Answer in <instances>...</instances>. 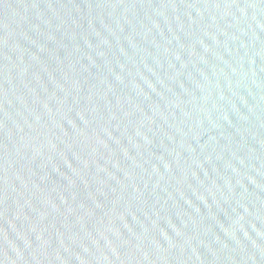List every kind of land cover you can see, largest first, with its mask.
I'll return each mask as SVG.
<instances>
[{
    "label": "water",
    "instance_id": "obj_1",
    "mask_svg": "<svg viewBox=\"0 0 264 264\" xmlns=\"http://www.w3.org/2000/svg\"><path fill=\"white\" fill-rule=\"evenodd\" d=\"M0 264H264V0H0Z\"/></svg>",
    "mask_w": 264,
    "mask_h": 264
}]
</instances>
